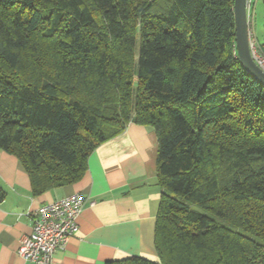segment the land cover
I'll return each mask as SVG.
<instances>
[{"label":"trees","instance_id":"1","mask_svg":"<svg viewBox=\"0 0 264 264\" xmlns=\"http://www.w3.org/2000/svg\"><path fill=\"white\" fill-rule=\"evenodd\" d=\"M131 122L158 138V259L106 264H264V85L235 0H0V149L34 196Z\"/></svg>","mask_w":264,"mask_h":264},{"label":"crops","instance_id":"2","mask_svg":"<svg viewBox=\"0 0 264 264\" xmlns=\"http://www.w3.org/2000/svg\"><path fill=\"white\" fill-rule=\"evenodd\" d=\"M157 157L155 129L131 122L90 155L82 179L34 196L18 158L0 149V184L6 192L0 202V264H33L18 254L22 237L32 230V211L73 193L86 199L79 231L52 264H106L130 256L157 260L155 224L163 192Z\"/></svg>","mask_w":264,"mask_h":264},{"label":"built area","instance_id":"3","mask_svg":"<svg viewBox=\"0 0 264 264\" xmlns=\"http://www.w3.org/2000/svg\"><path fill=\"white\" fill-rule=\"evenodd\" d=\"M247 10L251 54L264 71V51L251 28L252 0H248ZM85 204L83 194L73 193L32 211V230L22 237L19 256L33 264H52L55 253L63 249L70 238L78 233V217Z\"/></svg>","mask_w":264,"mask_h":264},{"label":"water","instance_id":"4","mask_svg":"<svg viewBox=\"0 0 264 264\" xmlns=\"http://www.w3.org/2000/svg\"><path fill=\"white\" fill-rule=\"evenodd\" d=\"M248 0H235L236 43L242 67L264 85V71L254 61L250 48V29L247 10Z\"/></svg>","mask_w":264,"mask_h":264},{"label":"rangeland","instance_id":"5","mask_svg":"<svg viewBox=\"0 0 264 264\" xmlns=\"http://www.w3.org/2000/svg\"><path fill=\"white\" fill-rule=\"evenodd\" d=\"M252 24L251 28L260 43H264V0H252ZM139 49V43L137 45Z\"/></svg>","mask_w":264,"mask_h":264}]
</instances>
